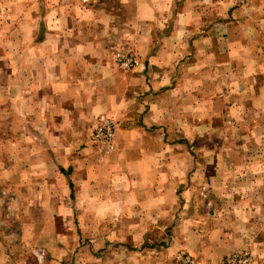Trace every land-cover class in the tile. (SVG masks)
<instances>
[{
    "label": "crops",
    "instance_id": "0c3cea01",
    "mask_svg": "<svg viewBox=\"0 0 264 264\" xmlns=\"http://www.w3.org/2000/svg\"><path fill=\"white\" fill-rule=\"evenodd\" d=\"M10 2L0 264H264V0Z\"/></svg>",
    "mask_w": 264,
    "mask_h": 264
},
{
    "label": "built area",
    "instance_id": "2783aa9c",
    "mask_svg": "<svg viewBox=\"0 0 264 264\" xmlns=\"http://www.w3.org/2000/svg\"><path fill=\"white\" fill-rule=\"evenodd\" d=\"M114 63L123 70L131 71L138 62L131 54L117 53L113 58ZM115 120L113 118H99L92 132V141L101 151H110L115 137ZM254 258L249 251L232 253L224 259V264H253ZM186 263L191 264L189 259Z\"/></svg>",
    "mask_w": 264,
    "mask_h": 264
},
{
    "label": "rangeland",
    "instance_id": "374dc122",
    "mask_svg": "<svg viewBox=\"0 0 264 264\" xmlns=\"http://www.w3.org/2000/svg\"><path fill=\"white\" fill-rule=\"evenodd\" d=\"M11 1V0H10ZM9 0H0V10L1 9H6V8H8V7H10V4H11V2H10ZM21 0H19V2H20ZM18 2V3H19ZM21 5V4H20ZM176 196H178V200H177V202L180 204V205H175V211H174V215H175V218H174V222H173V225H172V227H169L168 229H166V230H163V232H167L168 230H169V233H171L170 231H173L174 233H178V232H180V230H181V226H180V223H181V216H182V214H183V212H185L184 211V209H183V207H182V204H183V202H184V200H183V196L181 195V194H177ZM199 198L201 199V200H204V198L201 196V195H199ZM207 199H209L208 197H207ZM198 200V199H197ZM193 201V200H192ZM195 202H197V201H195ZM62 216H64V215H62ZM73 217L75 218V217H80V214H73ZM180 222V223H179ZM200 227H202V225L201 226H194V231L198 234V235H201V230L202 229H200ZM63 229H65L64 227H63ZM67 229H68V227H67ZM67 229H66V231H67ZM162 244V243H161ZM160 244V245H161ZM115 250H118V246L117 245H114V247H113ZM158 250H160V249H158ZM161 251V250H160ZM243 251H245V250H243ZM238 252H241V251H238ZM233 253H237V252H233ZM232 254V253H231ZM230 255V254H229ZM227 257V256H226ZM225 257V258H226ZM224 258V259H225ZM253 258H254V255H253ZM186 259H189L192 263L191 264H196L195 262V258H193L192 256H190L188 253H186V252H184V251H179V252H177V257H176V259H175V261L177 262L176 264H188V263H186ZM224 259H223V263H224ZM116 260H119V258L118 259H116ZM255 260V259H254ZM117 262V261H116ZM115 262V264H117ZM253 264H254V262H253Z\"/></svg>",
    "mask_w": 264,
    "mask_h": 264
}]
</instances>
